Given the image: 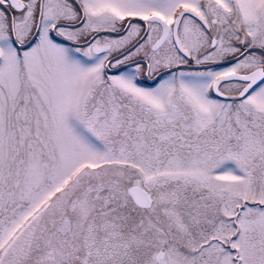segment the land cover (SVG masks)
<instances>
[{
	"label": "snow or ice",
	"instance_id": "obj_1",
	"mask_svg": "<svg viewBox=\"0 0 264 264\" xmlns=\"http://www.w3.org/2000/svg\"><path fill=\"white\" fill-rule=\"evenodd\" d=\"M0 264H264V0H0Z\"/></svg>",
	"mask_w": 264,
	"mask_h": 264
}]
</instances>
